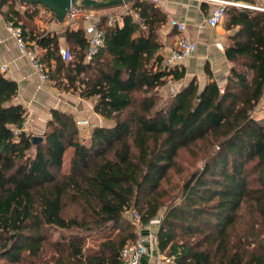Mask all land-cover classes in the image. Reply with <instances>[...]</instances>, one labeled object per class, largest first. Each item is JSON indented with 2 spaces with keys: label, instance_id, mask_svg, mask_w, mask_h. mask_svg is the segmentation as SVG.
Listing matches in <instances>:
<instances>
[{
  "label": "trees",
  "instance_id": "obj_1",
  "mask_svg": "<svg viewBox=\"0 0 264 264\" xmlns=\"http://www.w3.org/2000/svg\"><path fill=\"white\" fill-rule=\"evenodd\" d=\"M131 2L121 24L100 19L103 44L89 60L82 23L68 26L64 61L57 37L26 31L13 8L37 5L0 0L9 6L4 22L43 51L48 80L93 99L94 113L111 122L82 140L74 117L53 109L33 145L14 104L17 84L0 74V261L124 264L121 250L137 241L125 215L136 211L140 225L159 220L157 249L170 264H264V129L252 119L264 94V12L226 7L225 83L205 65L202 87L191 79L156 108L157 90L185 71L158 54L165 13L150 0ZM193 147L205 153L202 166L172 184L180 151ZM93 237L101 239L89 245Z\"/></svg>",
  "mask_w": 264,
  "mask_h": 264
},
{
  "label": "crops",
  "instance_id": "obj_2",
  "mask_svg": "<svg viewBox=\"0 0 264 264\" xmlns=\"http://www.w3.org/2000/svg\"><path fill=\"white\" fill-rule=\"evenodd\" d=\"M232 1L264 8V0ZM131 4L94 11L96 15L108 18L114 15L110 13L112 10H120L123 13L125 7H131ZM154 4L165 13L167 18L166 23L158 32V40L162 44L161 53L166 54L174 48L178 37L177 32L169 27V19H176L184 23L186 26L184 36L195 44L196 49L190 57L179 63L178 66L185 71V77L189 78L188 82L191 79H196L199 87H202L207 81L204 73V66L207 65L215 80L222 87L231 68V63L224 56V49L228 44V32L224 29L222 22L213 28L205 22L215 3L204 0H157ZM20 6V4L14 3L13 8L22 23H24L26 31L33 34L44 32L55 35L58 39L59 48L67 47L65 42L67 25L62 26V24L56 23L54 16L41 6L33 7L34 11L36 10L35 13L33 12L34 14L31 10L25 12ZM8 8V5L0 6V38L2 39L0 44V67L3 65L7 67V71L1 75L17 84L18 89L14 104L21 105L26 112L24 131L31 135L40 136L45 131L46 124L50 119V111L53 109L71 114L76 123H81L78 130L79 137L82 140L88 137L91 128L94 126H110L111 122L94 113L93 99H82L77 93L55 87L50 80L46 83L39 80L28 58L20 55L14 40L5 30L4 14ZM117 23L121 24L120 18L117 19ZM42 53L41 50L40 54ZM252 119L260 124L264 123V94L254 111ZM135 226L137 232L136 242L145 248V253L140 257L138 264H157V253L159 251L157 252L149 241L150 236L156 235L157 225Z\"/></svg>",
  "mask_w": 264,
  "mask_h": 264
},
{
  "label": "built area",
  "instance_id": "obj_3",
  "mask_svg": "<svg viewBox=\"0 0 264 264\" xmlns=\"http://www.w3.org/2000/svg\"><path fill=\"white\" fill-rule=\"evenodd\" d=\"M152 2H156L157 0H151ZM207 2H213L215 5L211 8L209 15L206 19V24L209 27H216L218 26L225 17V8L228 6L239 7V8H246L255 11H262L264 12V8H259L256 6H252L245 3L235 2L232 0H204ZM24 4V3H23ZM21 8H25L24 5L20 6ZM130 11V6L125 7V11L119 16H110L107 19V25L112 26L117 22V19L126 15ZM135 20H138L137 14H133ZM105 18L103 16L96 15L94 10L84 9V8H70L67 10L66 17L64 19V25L69 27H74L76 23L81 22L82 27L85 31V37L88 42V49L86 54V60H89L92 55H94L97 50L103 44V36L104 32L103 29L100 27V19ZM168 25L170 28L174 29L177 34V40L175 42L174 48L170 49L166 54H162L161 51H158V54L162 56V63L167 68H172L178 66L179 63L190 57L192 53L195 51L196 47L195 44L187 39L184 36L186 32V26L184 23L176 20V19H169ZM5 30L9 33L12 39L15 42L17 51L20 55L25 56L28 58L31 66L36 71L39 80L42 83H46L48 81L47 70L44 66L39 62L40 52L41 50L38 46L32 42L28 43L24 40L22 36L21 28L18 26L13 25L12 22H5ZM2 43V39L0 38V44ZM61 58L64 61H68L70 59V53L67 48H61L59 50ZM7 71L6 65L0 67V74L5 73ZM169 91H174L173 89H169ZM81 123H77L80 125ZM129 220L134 225H140V215L136 211H132L129 214ZM159 220H152L149 224L158 225ZM150 243L153 245V248L157 250V242L156 237L150 236L149 237ZM145 253V248L138 242L130 245H126L120 253L121 259L124 261V264H138L140 257ZM170 264L172 263V259L165 257L161 253H157V264Z\"/></svg>",
  "mask_w": 264,
  "mask_h": 264
},
{
  "label": "rangeland",
  "instance_id": "obj_4",
  "mask_svg": "<svg viewBox=\"0 0 264 264\" xmlns=\"http://www.w3.org/2000/svg\"><path fill=\"white\" fill-rule=\"evenodd\" d=\"M100 11V10H96ZM262 12V11H261ZM111 14H114L113 16H119L122 13L120 10H112L110 12ZM64 24H62L63 26ZM77 26V23L75 24ZM74 26V27H75ZM188 79L184 77L181 81H173L172 79H168L162 87H160L157 90V102H156V108H160L164 106L168 100L176 94V92L179 91V89L188 83ZM173 89L174 91H169V89ZM139 95V94H137ZM140 97V96H137ZM254 116V113L252 114V117ZM263 129H264V123ZM79 126V125H78ZM42 134V133H41ZM40 134V135H41ZM31 135V134H30ZM32 136H38V135H32ZM72 155V149H67L64 153L63 157V164L60 169V173H66L69 165V160ZM205 158V153L201 151V149H197L196 147H193L190 151L189 150H181L178 157H177V171L175 173H171L170 175V181L172 184H176L181 182L189 173L199 169L202 166V162ZM256 185V184H255ZM129 213H126L125 218L132 223L129 220ZM56 237V235H54ZM101 237L98 238H90L88 240L89 245H95L98 241H100ZM0 264H7L4 261H0Z\"/></svg>",
  "mask_w": 264,
  "mask_h": 264
},
{
  "label": "water",
  "instance_id": "obj_5",
  "mask_svg": "<svg viewBox=\"0 0 264 264\" xmlns=\"http://www.w3.org/2000/svg\"><path fill=\"white\" fill-rule=\"evenodd\" d=\"M20 3L37 5L48 10L58 24H63L67 10L70 8H84L89 10H104L131 4L132 0H16ZM41 140L40 136H33L32 143L35 145Z\"/></svg>",
  "mask_w": 264,
  "mask_h": 264
}]
</instances>
